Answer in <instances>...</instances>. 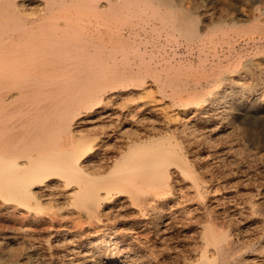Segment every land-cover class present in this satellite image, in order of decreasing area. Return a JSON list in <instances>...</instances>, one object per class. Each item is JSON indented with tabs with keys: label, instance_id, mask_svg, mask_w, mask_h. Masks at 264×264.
Returning a JSON list of instances; mask_svg holds the SVG:
<instances>
[{
	"label": "bare ground",
	"instance_id": "1",
	"mask_svg": "<svg viewBox=\"0 0 264 264\" xmlns=\"http://www.w3.org/2000/svg\"><path fill=\"white\" fill-rule=\"evenodd\" d=\"M263 48L264 0H0V264H264Z\"/></svg>",
	"mask_w": 264,
	"mask_h": 264
},
{
	"label": "rangeland",
	"instance_id": "2",
	"mask_svg": "<svg viewBox=\"0 0 264 264\" xmlns=\"http://www.w3.org/2000/svg\"><path fill=\"white\" fill-rule=\"evenodd\" d=\"M218 15H219V13H217ZM218 15H216L217 17L216 18H218ZM221 16H223V19H225L226 18V15H225V13H221L220 14ZM220 16V18H222ZM238 44V47H240V45H243L244 43L242 42V41H240V42H237ZM241 43V44H240ZM249 48H250V46H249ZM251 49V48H250ZM184 50V48H179L178 49V53L180 54V56H183L184 58H187V54L185 53V51H183ZM252 50V49H251ZM263 50H264V48H263ZM262 124H264V120L262 121ZM2 226V227H1ZM4 226V227H3ZM5 226H7V225H5L4 223L2 224V225H0V228L2 229V230H4L6 227Z\"/></svg>",
	"mask_w": 264,
	"mask_h": 264
}]
</instances>
